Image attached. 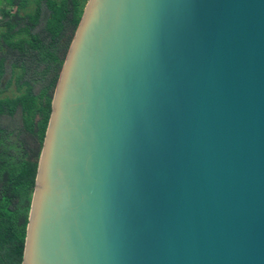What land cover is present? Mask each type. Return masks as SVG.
<instances>
[{
	"label": "water",
	"instance_id": "1",
	"mask_svg": "<svg viewBox=\"0 0 264 264\" xmlns=\"http://www.w3.org/2000/svg\"><path fill=\"white\" fill-rule=\"evenodd\" d=\"M21 264H264V0H87Z\"/></svg>",
	"mask_w": 264,
	"mask_h": 264
},
{
	"label": "trees",
	"instance_id": "2",
	"mask_svg": "<svg viewBox=\"0 0 264 264\" xmlns=\"http://www.w3.org/2000/svg\"><path fill=\"white\" fill-rule=\"evenodd\" d=\"M86 2L8 0L13 12L0 10V264L22 261L52 94Z\"/></svg>",
	"mask_w": 264,
	"mask_h": 264
},
{
	"label": "rangeland",
	"instance_id": "3",
	"mask_svg": "<svg viewBox=\"0 0 264 264\" xmlns=\"http://www.w3.org/2000/svg\"><path fill=\"white\" fill-rule=\"evenodd\" d=\"M6 4H8V0H0V10L3 9V7H4L5 10L13 12L14 8L11 7V6H8ZM26 9H27V11L30 12V11H32L34 9V5H32L31 2H30V5H28ZM0 18H1V13H0ZM13 91H14V89H10L7 92V94H11Z\"/></svg>",
	"mask_w": 264,
	"mask_h": 264
}]
</instances>
